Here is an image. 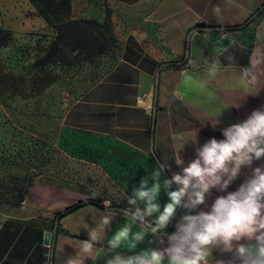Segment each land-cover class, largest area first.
Wrapping results in <instances>:
<instances>
[{
    "label": "crops",
    "instance_id": "crops-1",
    "mask_svg": "<svg viewBox=\"0 0 264 264\" xmlns=\"http://www.w3.org/2000/svg\"><path fill=\"white\" fill-rule=\"evenodd\" d=\"M125 14L116 27L117 61L70 107L65 126L134 151L151 177L161 171L170 179L196 158L197 147L223 139V128L264 107V0H137ZM261 165L242 167L225 191L212 189L190 214L209 211ZM102 196L77 180L40 173L20 205L0 198V264H107L117 254L167 247V234L188 214L178 208L153 235ZM124 227L128 238L112 250L109 242ZM231 259L214 248L208 264Z\"/></svg>",
    "mask_w": 264,
    "mask_h": 264
},
{
    "label": "rangeland",
    "instance_id": "rangeland-1",
    "mask_svg": "<svg viewBox=\"0 0 264 264\" xmlns=\"http://www.w3.org/2000/svg\"><path fill=\"white\" fill-rule=\"evenodd\" d=\"M136 1L71 0L73 20L109 21L112 30L104 37L103 29L92 27L101 40H111L108 50L96 55L68 41L65 56H51L52 63L45 65L46 48L57 31L29 0H0L2 196L18 201L34 176L50 173L96 189L112 209L143 207L130 205L128 198L143 178L152 184L145 162L109 139L67 128L64 121L70 107L114 66L120 49L116 27ZM159 172L162 209L169 200Z\"/></svg>",
    "mask_w": 264,
    "mask_h": 264
},
{
    "label": "clouds",
    "instance_id": "clouds-1",
    "mask_svg": "<svg viewBox=\"0 0 264 264\" xmlns=\"http://www.w3.org/2000/svg\"><path fill=\"white\" fill-rule=\"evenodd\" d=\"M221 131L223 139L207 140L195 149L196 158L180 173L164 179L169 202L162 209L158 203L160 172L153 173L151 186L149 179L143 178L128 198L130 205L142 203L143 207L125 209L124 216L133 223L146 225L153 235L164 232L178 208L188 210L177 222L175 231L167 234V247L146 249L126 257L117 254L107 264H208L214 248L232 253L231 260H218L216 264H264V165L253 168L251 177L236 191L218 196L209 211L190 214L205 204L212 189L225 191L242 167H251L254 160H264V107ZM176 164H183L179 155ZM173 184L177 186L175 190H171ZM149 217L154 219L149 221ZM109 219L103 217L102 224L108 225ZM128 234L127 227L117 232L109 242L111 249L121 247ZM143 238V234L136 237ZM91 249L92 245L87 244L85 252Z\"/></svg>",
    "mask_w": 264,
    "mask_h": 264
},
{
    "label": "trees",
    "instance_id": "trees-1",
    "mask_svg": "<svg viewBox=\"0 0 264 264\" xmlns=\"http://www.w3.org/2000/svg\"><path fill=\"white\" fill-rule=\"evenodd\" d=\"M29 1L36 6L37 11L45 19L48 26L54 28L57 31V37L46 48V56L49 58L48 60H45L43 62L45 65L48 63H52L53 60H51V56H65V46L67 45L65 43H67L68 41L73 42L74 47L80 51H94L96 55H101L107 52V45L111 42V40L105 42L101 40V37H104L107 33L110 32V30H112L111 24L108 20H106L103 24H100L94 20H73L71 18V0ZM108 13H110L109 9ZM93 26H97V28L103 29L102 36H99L97 30H95V28H92ZM0 33H2V31H0ZM37 175L32 179L25 196L28 194L29 189L31 188ZM25 196L18 201H14L0 194L1 199L11 205H14L15 207L21 204ZM76 208L74 207L68 209L67 213L76 210ZM60 215L62 216L61 213Z\"/></svg>",
    "mask_w": 264,
    "mask_h": 264
},
{
    "label": "water",
    "instance_id": "water-1",
    "mask_svg": "<svg viewBox=\"0 0 264 264\" xmlns=\"http://www.w3.org/2000/svg\"><path fill=\"white\" fill-rule=\"evenodd\" d=\"M51 240L50 234H47L45 237V242L48 243Z\"/></svg>",
    "mask_w": 264,
    "mask_h": 264
}]
</instances>
